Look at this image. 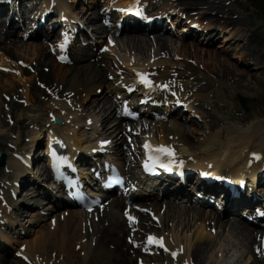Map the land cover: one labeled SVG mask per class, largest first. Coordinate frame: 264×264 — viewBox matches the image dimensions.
Returning <instances> with one entry per match:
<instances>
[{
	"label": "bare ground",
	"instance_id": "obj_1",
	"mask_svg": "<svg viewBox=\"0 0 264 264\" xmlns=\"http://www.w3.org/2000/svg\"><path fill=\"white\" fill-rule=\"evenodd\" d=\"M14 1L16 4L15 6L10 7L7 5H0V16L2 14H6L5 21H9V27L19 23L18 5L21 4V0ZM68 1L75 2L76 0ZM110 1H113V3L116 4H120L117 2H122V0H109V2ZM184 1L185 0H175L173 2L174 7L179 8L178 12L182 11L181 15H183L189 8H197L196 6H198V8H204L201 7V5L204 6L207 2H209L207 0H196L194 2L185 1L187 3H183ZM44 2L46 3V0L41 1V3ZM64 2H66V0H57V8L68 12L71 11L75 15L84 13L85 9L83 7L80 6L78 9L76 8V10H73L71 8V5ZM92 6L93 5H90V7ZM207 7H211L212 9V12L210 10V19H213V21L206 20V24H211V26L212 24L218 25V27L221 28V31L224 30L223 33L228 32V34H226L227 39L231 38L233 34L231 33V28L229 30L225 29H228V27H230L231 25L235 26L236 24H246V20L244 19H240V21L233 20L232 23L231 18L229 17V13L226 12L227 10L224 9V6L218 5L216 7V4H211V6ZM97 9L96 5L93 6L92 9L89 10V16L86 17V19L93 20L94 16L98 15ZM226 16H228V18H226ZM176 17L171 18V22L174 27L176 28L180 26V30H182V33L185 30H189V37H194L196 35V31L189 29L187 24L183 20H180L179 17ZM145 26L146 27L140 28L139 30L131 29L134 33H127L126 36H130L129 39H131L132 43L138 47H141L142 49L146 47L145 45L147 44V41L149 43L151 42V45H149L147 49L151 46L155 47V45L156 48H158L156 49L158 50V52L160 50L169 48V39L165 35L159 33L149 34V28L147 27V25ZM154 27L155 26L152 25L150 27L151 30H153ZM42 28L43 26L37 27L33 32V37H37ZM175 28L170 26L168 32H171V34H176V32L181 33L179 32L180 30L177 31V29ZM100 30L102 32L104 29L101 27ZM215 34L216 33L209 30L204 33V38L200 39H202L203 42H206L205 44L207 45L210 44ZM260 37L261 34H259V38ZM262 38L263 39L260 38L259 40V45V41H255L253 43L254 46L249 49L248 55L250 59L258 63L264 62L263 52H261L259 48L261 46V40H264L263 35ZM195 41L197 40L186 42L181 41L180 45L195 49L198 45H200V43L196 44ZM16 42V40H13L12 42H10V45L13 46L14 44H16ZM35 46L33 47V50H35ZM38 49L40 52L38 57L39 61L37 62V64L33 63L34 68L36 67V70H40L43 67H41L42 63H46L47 59V55L45 56V54L42 52L43 50L41 51L40 47ZM115 49L116 48H114V51L110 49V52L115 53ZM6 51L10 52V49L6 48ZM71 57L72 63L70 65H60L54 62V68L52 71L50 70L49 74H45L39 71V73H42L41 76L43 80L49 82L50 84V87H48V97L54 94L59 96L61 100L64 98V100H67V97L69 96L71 98L67 101L71 102V106H73L74 108H82V110L86 109L84 103L89 102L91 105V112L95 111V109H98L96 105H98L99 103L97 102L100 101L98 112L102 111V113H100V117L99 114L93 115H96L98 117V122L100 121V135H108L115 129L113 125L114 122L112 121L114 119H110L114 113V110H109V108L112 107L111 99L109 101H106V99L102 100L103 97L100 98V96L95 95L93 98H90L89 95L96 94L97 89L103 88V91H105L106 94L113 93L123 96L121 81L127 84L129 82V78L131 77V71L124 67L121 68V66L116 70H112L111 68L107 67L108 64L106 65L105 57H103V55L100 53H91V49L83 50L78 53L75 50L74 54H72ZM120 57L123 59L121 60L122 64L125 62L135 67L149 69V66L146 65V63L139 61L136 57L130 56V58H128V55L126 54ZM13 59V54L8 52H0V66L2 65L9 67V69L12 70ZM177 60V57L174 58L169 56L167 60L158 62V64H156L157 66H153V68L150 69V75L151 78L154 79V84L160 82V85H169L172 82L171 79H174L176 90H178V96L181 98L179 100H182L185 103H190L189 107L194 104L195 99L201 96L203 98L204 95L210 94L212 92V82H221V80L223 82L226 81V85H228L227 89L225 87H222L224 94H227L229 90L235 93L242 88L247 90L255 84L253 83V85L250 87H247L246 85L245 87H242L243 84L240 85V80H232L233 74L230 71H227L226 73H223L221 75H214L212 78H208L209 74H205L207 76L206 78H204L205 82L201 83L203 79L200 78V72L198 70H195L193 67L186 66L187 64L182 66L181 64L183 62H179ZM180 65L182 66V68ZM14 69V76L18 79L19 82L22 83L23 86V94L21 93V95L25 97V101L34 104V106L38 107L39 109V105L37 106V103L40 101L41 97H38V95L40 94L35 96L32 93L26 70L23 68L21 69L18 66H16ZM236 74L240 75L239 73ZM222 77L228 78L229 80H231V83L230 81H227ZM1 78H4V76L1 75ZM241 80H244L242 76ZM172 91L174 92V90ZM248 91L254 95L255 99L252 110L248 114H241L239 116L232 115L231 117L230 114L227 116V119L244 122L255 117H264V98L261 96V93L257 91L256 93H254L252 90ZM164 93L165 92L156 94V101L165 100L166 96L164 95ZM257 99L259 101L258 106H256ZM34 101L35 103H33ZM213 101L215 102V105H213ZM60 102L61 105L57 104L59 108L55 106L56 104H51L48 107L42 108L41 111L44 112L45 116L41 118V124L38 127L39 132L37 138H34L33 134L31 135V133H34L32 130L29 134V141H33L34 144H37L39 142L38 138L41 135L45 134L46 136L48 135L49 130H52L59 137L60 141L68 144L67 147H69L71 150L76 149L80 153L84 154L83 151L86 150V147L91 148L93 146H96V144L91 140L90 137L89 139H86L87 135L86 133H84L85 131L76 129L75 126L77 124L79 126L82 120L77 117V114L75 112H72L70 109L65 108L63 105L64 102ZM216 102L217 101L212 100L210 102V105L216 107ZM93 105L96 108H93ZM133 105L136 104L133 103ZM2 106L3 103L0 97V109ZM17 106L19 107V105ZM235 106H237V104H235ZM132 107L134 109V106ZM161 107H165L164 109H161V112L171 113L175 110L177 111V107H175V105H171V101L162 103ZM11 108V114L14 113V122L17 123L19 117L21 116L20 114L24 109L19 107L22 111L21 113H19L14 112L16 111L15 107ZM46 108L48 109L46 110ZM217 108L219 111H224V107L222 105L217 106ZM138 109H141V107H139ZM61 111H64V113H62ZM147 111H153V108H147L145 112ZM17 113L19 114L17 115ZM48 113H52L56 117L60 118L61 123L50 121L49 118H47ZM207 115L208 117H211L212 122L215 123H213L215 127V117L213 115L210 116L208 112ZM86 117L88 118L89 114ZM97 117L93 116L95 120L97 119ZM177 117L173 115L169 116L166 119L164 118L162 120H158V132H156L155 137H150L157 143L171 144L173 146V149H175L177 153L192 156L193 158H191L190 160L185 159V162L191 166L202 164L204 165L203 167H208L205 166L207 163H205L204 159H211V161L213 162L212 167L219 165V167L223 166L225 168H238V165L245 166V160H249L250 162H252L250 159L251 154L259 151L260 153H264V124H250L244 131L239 132L237 130H231L230 132H228V134L223 135L221 134V130L218 129L217 133H215L216 131H212L205 137L194 141L189 138V134L186 131L187 125H185V123L190 122V120H187V122H185V120L179 121ZM87 118H85L84 121H86ZM214 127L211 128L214 129ZM15 146L17 147L15 149V152L23 155L24 153L18 147L17 143H15ZM28 151H33L30 144L28 146ZM81 156L82 155H80V158ZM9 157L6 167L9 168L10 175H2L3 173L0 170V176H3L2 179H0V190L2 191L0 195V221L6 223L0 224V239L2 237L1 240H4L6 242L8 251H11V249L15 247L16 243L24 244L25 249L23 251L17 250V258L24 260L25 257H27L28 264H135L132 260V257L139 258L140 261L147 264H159L156 261V257L153 256L151 258H146L143 255L142 244L140 245L138 242L141 239L139 233L144 232L147 229L150 233L164 236V243L168 247L170 252L168 256L172 254V252L177 253L175 260L168 258L162 264H191V262L197 264V262H199V260L202 258L203 254H205V260L210 262V264H223L225 261V257L222 253H225V249L222 248V246L217 242L216 239V237L220 234V230H223V228L226 227L230 236L234 237L237 245H241L244 242L241 237L243 235L242 232H246L247 234H249L248 237L249 239H251V241L250 246L247 250H250V253L252 244H255V233H260L261 231L264 232V229L256 230L255 227L252 228L251 226H248L247 224H245V221H241L240 218L238 219L232 217L223 220L220 214L215 210L211 211L208 210V208L201 209L192 204L179 205L175 200L168 201L167 199H162L158 201V199L154 197V199H156L155 201L146 203L148 204V206H146V204H142V206L150 209L154 213V216L158 219V224L151 222V219L146 214L145 218H148V220H146V223L142 222L143 226L140 228L138 225L139 218H143L144 215L136 213L137 223L136 225L134 224L132 226H137L138 230L133 234L132 241L136 242L137 246L135 248H132L126 241V238L129 236V227L127 226L123 218L122 207H125L128 204L124 203L123 198L109 195L108 199L103 202L104 206L102 210L99 211L98 209H94L91 213H82L78 210H74L77 211V213H74L70 211L73 209H70L68 207L57 210L55 209L56 206L53 204L54 202L51 200L58 201L63 197L61 196V193L56 190L55 192H53L44 188L43 185L39 184L37 178H31V176L27 175V171L21 166L17 159L13 158L12 156L10 158ZM10 160L11 162H9ZM77 161L78 160L76 159V164L78 163ZM37 165H35V172H39V178L43 177L45 180H50L47 176L48 174H46V172H48L46 165L44 164L38 168ZM257 169H259V167H257ZM81 170H83V173L85 174L89 172L87 167H82ZM33 171L34 170H32L31 173H33ZM259 171L260 177L252 174L251 179H253L254 181H264V167ZM223 174L225 176L226 173L223 172ZM19 178H22L21 185L24 184V179L25 181H28L30 183V187L27 188L26 192H24V195H26V199L19 200V203H17V201H14L11 198V192H13L16 188L10 187L9 189V187L6 186L5 182L6 180H12V184H14V182L18 181ZM254 181L251 180L247 184V187L253 186ZM1 182L3 183L1 184ZM146 185H148V183H146ZM151 185H148L149 188ZM164 186V183H160V185L152 189L151 192L158 188L160 189V191H162V195L164 193L165 195L168 194L174 198L181 196L185 199H195L203 201L202 198L198 199L196 197H191L188 192L182 190L184 188H179L178 190H182L184 193L182 195H177L176 192H171L169 188L163 189ZM255 187H257V184L255 185ZM194 188L195 190L199 189L202 191L209 189V187L205 186L201 182L199 183V186H197V188L194 185ZM147 189L148 188L146 187V190ZM221 190L223 192L226 191L223 188ZM259 191L262 192L264 196V189L261 186L259 187ZM138 193L140 192L136 190L135 195L137 196V198L139 195ZM247 193L248 191L246 190L239 197V199L242 202L246 201L250 205H252L254 201H252L251 199H249L248 201L246 198H244L247 197ZM45 195L46 199L49 200V203L45 204L43 210L49 212L50 215L42 216L39 215L37 211L34 212V210H27L24 217V225L21 222L19 223V221H17L16 213H19L23 207H28L29 209L31 207L37 208L40 202L38 199H40V196ZM3 200H6L5 205H3ZM25 200L27 201L26 203ZM237 201L238 200L234 199L230 201L232 203L231 206L233 207V211L227 209L226 206H224V209H226L227 212H232V214L247 212L245 210H248V207L244 206L242 208H239L235 206L238 205L236 204ZM29 202H32V204L29 205ZM63 202H65V200H63ZM256 202L258 203V200ZM219 204L221 205V203ZM17 207L19 210L16 212ZM172 213L174 215H171ZM178 217H180V220L183 218V220L180 221ZM50 219H54L53 226H51L50 221H48ZM162 219H164L165 222L176 221V225L180 227V233H178L174 228L172 229V224L169 228L162 227L160 224ZM192 219L194 220L196 227L191 232L190 221ZM23 220L24 219H22V221ZM21 225L24 226V228L21 227ZM39 228H41L40 231ZM210 228L216 229V233H211L209 231ZM21 229H26L27 235L25 237L21 235ZM239 237H241V239ZM109 243H114V247L112 249H110ZM77 245H79L80 247V254H77L74 250V248H76L75 246ZM180 248L183 249L182 253H180L179 251ZM149 251L155 253V251L152 249H149ZM248 251L246 252L249 253ZM161 256L166 257L167 255L166 253H161ZM1 257L2 255L0 254V259L4 258ZM197 257L198 259H196ZM248 261V258H244L240 264H247ZM253 262L258 263L259 261L254 259ZM253 262L248 263L252 264ZM0 264L8 263L6 261L0 262Z\"/></svg>",
	"mask_w": 264,
	"mask_h": 264
},
{
	"label": "rangeland",
	"instance_id": "obj_2",
	"mask_svg": "<svg viewBox=\"0 0 264 264\" xmlns=\"http://www.w3.org/2000/svg\"><path fill=\"white\" fill-rule=\"evenodd\" d=\"M167 1H172V0H167ZM185 1L194 2L196 0H185ZM185 1L183 3H187ZM207 1L209 2H207L204 6L201 5V7H204V8H198V6H196L197 8L189 9V12H190L189 15H192L195 18L196 17L199 18L202 15L200 13H204L207 16L206 18L207 21H213V19L212 20L210 19L211 18L210 13L212 12V9L211 7L208 8L207 6H211V4H214V5L216 4V7L218 5L224 6V9L227 10L226 12L229 13V17L231 18L232 23H233V20L240 21V19H244L246 20V24L245 25L236 24L235 26L231 25L230 27L227 26L228 29H225V30H229L231 28V33L233 34L232 37L229 39L226 38L227 37L226 34H228V32L223 33L224 30L221 31V28L215 25V27L213 26V28L216 34L213 36V39L210 42V44L209 45L200 44L195 49L180 45L181 41H185V42L192 41L190 39L181 40V39L171 38V37L166 36L169 39L168 41L170 43L169 48L160 50L158 52L156 50L158 49L156 48V45L155 47L151 46L147 49V47L151 45V42L149 43L147 41V44L145 45L146 47L142 49L141 47H138L132 43L131 39H129L130 36L127 37L126 34H124L118 37L119 38L118 51H121V52L123 51L126 53V51L131 50L132 51L131 55L133 57H136L139 61H142V62H145L144 60H147L148 62H150V60L154 59L155 57L157 58L155 62H158V61L167 60L168 56L174 57V58H176L177 56L178 58L177 61L184 63V64L183 63L181 64L182 66L187 64L186 66L188 67H193L195 70H198V71L200 70L199 76L201 79H203L201 83L205 82L204 78L207 77L205 74H209L208 78H212L214 75H221L223 73H226L227 71L232 72L233 74L232 80H240V85L243 84L242 87H245V85L247 87H250L253 85V83H255L252 87L248 88L247 90L243 88L239 89L240 88L239 86L238 88L239 90L237 89L238 92L235 93L229 90V92H227V94L225 93L226 94L225 95L222 90V87H225L227 89L228 85H226V81L223 82L221 80V82H215V83L212 82L211 83L213 85L212 92L210 94L204 95L203 98L201 96V99H199L200 104H203L202 106H204L205 113H201V117L198 116V118L189 117V116L187 117V115L182 114V119L184 118L185 122H187V118L193 122V123L191 121L187 122L185 123V125H187L186 131L189 134L187 135L189 136L191 140H194V141L201 139L202 137L208 135L210 132L214 131L211 127H214L215 123L212 122L211 117H208L207 112L209 113L210 116L213 115L215 117L216 125L214 129H216L215 131H217L218 129L222 130L223 131V132L221 131L222 135L228 134V132H230L231 130H235V131L237 130L239 132L244 131L250 124H256V123L264 124V117H255V118L249 119L244 122L227 119L228 118L227 116L230 114H231V117L232 115L239 116L241 114H248L252 110L255 99H254V95L248 90H252L254 93H256V91L260 92L261 96L264 98V62L263 63L254 62L248 56L249 49L254 46L253 43L255 41H259L260 38L263 39L262 35L264 36V8L261 10L256 9L257 7L251 4V0H207ZM22 2L23 0H21V3ZM77 3L79 4L78 5L79 7L81 6L84 9L88 10L90 8V5L93 4V0H78ZM79 7H77V9ZM226 18H228V16H226ZM91 27L97 28V25L91 23L90 28ZM133 33L134 32L130 34H133ZM259 34H261L260 38H259ZM6 36L8 38H6L5 41L1 43L0 48H2V50L5 53L8 52V53L13 54L15 56L14 57L15 62L21 59V60H26L30 62V64L32 63L31 67L34 69V72L32 68L28 69L29 67H22L20 64H17V65H19L20 68H23L26 70L32 93L35 96L40 94L38 95V97H41L40 101L37 103V106L39 105V109L38 107L34 106V104H31L29 102H26V103L19 102L18 101L19 98H22L20 97L21 95H19L15 99H13V97L11 98V95L14 93L17 95L22 93V89H23L22 83L19 82L15 76H13V73H10L7 71L0 72V97H1L2 103L13 100L15 103L12 104V107H15L16 109V111L14 112L21 113L22 111L20 108L24 109L23 112L20 114L21 116L19 117V120L17 123L14 122V118L11 115L10 110H8L9 111L8 114H5L7 110H5V108L3 107H1L0 109V151L7 153V157H9L13 152V150L11 152L9 148L10 147L13 148L15 143H17L18 146L21 147L22 149H26L28 147V144H29L28 139H29L30 132L32 131L33 128L36 130L37 126L35 125V123L37 122L40 123L41 118L45 116L44 112L41 111L42 108L48 107L51 105L50 103H52L51 101L53 100V97L49 98L47 95H45L46 90L44 89V88H47L46 85L50 87V84L49 82L43 80L41 76L42 73H39V71L45 74L46 73L49 74L50 70L52 71L54 68L53 67L54 62H53V58L52 57L50 58V55L47 51L46 46L44 45V42H39V40L37 39L20 41L19 36L14 33L11 34V37L8 36L7 34L4 35L3 37L5 38ZM12 39L13 40L15 39L17 41L16 44H14L13 46L10 45V41ZM259 44H260V41L258 42V45ZM34 46H35V50H33ZM39 47L41 48V51L43 50L42 52L45 54V56L47 55V59H46V63L43 62L41 65V67L43 66L42 67L43 69L40 67L41 68L40 70H36V67L34 68V64H37V62L39 61L38 60L39 53H40L38 49ZM6 48L10 49V52L6 51ZM259 48H260V51L263 52V56H264V40H261V46ZM111 50L114 51V49H111ZM153 51H156V54H154ZM103 56L105 57V60L108 64L107 67L111 69H116L117 64L113 63L114 65H112L110 63L112 62V60H114L111 54L103 53ZM12 66H14V64ZM235 72L239 73L244 80L242 81L241 76L236 74ZM37 73L40 79L38 78ZM1 75L4 76V78H1ZM223 79H226L227 81H230L231 83V80H229L228 78H223ZM19 84L21 85V87ZM20 88H21V92H20ZM237 93L248 100V103H247L248 110H244L242 107H240L238 100H237V96H236ZM105 94H106L105 91L102 90L101 92L97 91L96 94H90L89 97L93 98L95 95H97V96H100V98L103 97L102 100L106 99V101H109L111 98L108 96V94L106 95ZM70 98L71 97L68 96L67 100H69ZM212 100L217 101L216 107L213 106L215 105L214 101H213V105H210V102ZM35 101L33 103H35ZM57 102H60V100L59 99L54 100V103H57ZM256 102H257L256 106H258L259 105L258 99ZM97 103H99L98 105H96L98 109H95V111L93 112H91L92 110L90 109L91 105L89 102L84 103V106L86 108L85 110H82V108L81 109L73 108L70 104L66 103V106L70 108L72 112H75L77 114V117L80 120H82L80 125L78 126L77 124L75 127L77 130L81 129L85 131L84 133H86L87 138L93 137L97 135L99 132H101L100 126H99L100 121L98 122V117L96 115L99 114V117H100V113H102V111L98 112L100 101ZM236 103H237V106H235ZM15 104L19 105L20 108ZM219 105L220 106L222 105L224 107V111L218 110L217 106ZM92 107L96 108L94 105ZM47 109L48 108H46V110ZM11 111H12V108H11ZM19 113H17V115ZM88 114L93 119V123L91 125L84 124L85 123L84 119L86 116H88ZM93 114H96V115H93ZM93 116L97 117V119L95 120ZM110 119L112 120L114 118L111 117ZM112 121H115V120H112ZM136 125H138L139 127L138 131L140 129H145L146 126L149 125L150 127H147L149 132L152 131L153 135H155L156 130L158 132V129H156V123H154L152 126L149 123H144V122H142L141 124L136 123ZM124 126H125L124 123L123 125H119L118 131L123 130ZM32 134L34 133H31V135ZM120 139H121L120 140L121 143L125 145L124 139L123 138H120ZM7 161H8V158H7ZM9 162H11V160ZM0 170L2 173H6L5 169H4L5 172L2 170V168H0ZM2 175H5V174H2ZM36 176L39 177L40 175L36 174ZM20 197L24 198L25 196L20 194L19 198ZM39 201H40V204L38 208H41L42 206L45 205L46 202L42 200H39ZM70 211L77 213V211H74V210H70ZM39 212H40V209H39ZM219 214H221V217L223 220H226L232 217L239 219V216L235 214H231L230 212H223ZM171 215H174V214L172 213ZM24 216L25 215L23 214L20 217V222L23 225L25 221ZM145 217L146 216H143V218L142 217L139 218L138 225L140 228L141 226H143V223H146L147 222L146 220H148V218H145ZM22 219L24 220L21 221ZM178 219L180 220V217H178ZM182 220L183 218L180 221ZM171 224H172V229L174 228L178 233H180V227L176 225V221L174 222L166 221L164 223V228H169ZM195 227H196L195 222L192 219L190 221L191 232ZM40 229L41 228H39V231ZM242 233L243 235L241 237L244 242L241 245H237V242L234 240V237L230 236L226 227L223 228V230H220V234L216 237V239H217V242L222 246V248L225 249V253L223 252L225 261L223 264H236V263L240 264L244 258H248L249 259L248 262H253V260L255 259L253 254L250 253V250L249 251L247 250L250 246V241H251V239H249L248 237L249 234H247L246 232H242ZM241 237L239 238L241 239ZM22 247L20 248L24 249ZM109 247L110 249H112L114 247V243H109ZM207 249H208V246H207ZM75 251H77L76 252L77 254H80L78 253L80 252L78 246H76ZM246 251H248L249 253H247ZM6 259L10 262L12 260L9 256L6 257ZM6 259L5 258L0 259V262H5ZM196 259H198V257ZM132 260L133 262L135 261L134 258H132ZM161 261L163 263L164 260H161ZM248 262L247 264H251ZM14 264H20V263L17 262ZM197 264H210V262L205 260V254H203L202 258L199 260V262H197ZM252 264H261V262L260 261L258 263L253 262Z\"/></svg>",
	"mask_w": 264,
	"mask_h": 264
},
{
	"label": "snow or ice",
	"instance_id": "obj_3",
	"mask_svg": "<svg viewBox=\"0 0 264 264\" xmlns=\"http://www.w3.org/2000/svg\"><path fill=\"white\" fill-rule=\"evenodd\" d=\"M127 10L128 11H132L133 9L130 8V9H127ZM66 43H67V37H65V41H64V43H62L60 45V47L63 49L65 47ZM60 58L61 59H65L66 57L61 56ZM137 75H138L141 83L145 84L149 88L154 87V82L149 78L150 74L140 72V73H137ZM162 87L167 88L168 85L165 84V85H162ZM102 143L106 144V143H108V141H103ZM50 147H51V145H50ZM145 147L148 148L150 151L152 149V146L150 144H147V143L145 144ZM156 151L159 152V153H162V154H166L169 157H174L175 156V152L170 146L158 145V146H156ZM51 154H52L53 157L57 156L56 150L54 148L52 149V153ZM253 155L256 156L258 159L260 158L259 154H257V153H253ZM171 162H175V161H170V163ZM179 163L181 165H183L184 162L181 160V161H179ZM162 166L166 167V168L169 167L168 164H165V165H162ZM261 215H264V213H261ZM135 219H136L135 217L129 216L130 222L134 221ZM163 239H164L163 237H155L154 235L150 234L148 236V238H147V242H148V244H159L160 246L163 247L164 246ZM172 255L176 256L177 253L176 252H172ZM25 259H27V257H25Z\"/></svg>",
	"mask_w": 264,
	"mask_h": 264
},
{
	"label": "trees",
	"instance_id": "obj_4",
	"mask_svg": "<svg viewBox=\"0 0 264 264\" xmlns=\"http://www.w3.org/2000/svg\"><path fill=\"white\" fill-rule=\"evenodd\" d=\"M253 1H258L259 3H261L262 5H264V0H253Z\"/></svg>",
	"mask_w": 264,
	"mask_h": 264
},
{
	"label": "water",
	"instance_id": "obj_5",
	"mask_svg": "<svg viewBox=\"0 0 264 264\" xmlns=\"http://www.w3.org/2000/svg\"><path fill=\"white\" fill-rule=\"evenodd\" d=\"M244 103H245V101H244ZM3 159H4V155H2V157H1L0 165H2V163H3Z\"/></svg>",
	"mask_w": 264,
	"mask_h": 264
}]
</instances>
